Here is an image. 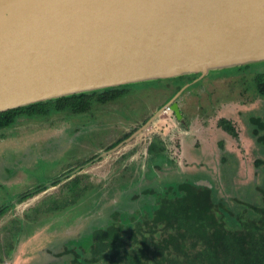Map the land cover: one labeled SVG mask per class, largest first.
<instances>
[{
    "label": "rangeland",
    "instance_id": "374dc122",
    "mask_svg": "<svg viewBox=\"0 0 264 264\" xmlns=\"http://www.w3.org/2000/svg\"><path fill=\"white\" fill-rule=\"evenodd\" d=\"M242 75L235 69L222 70V74L208 79L182 97L181 105L189 108H185L189 118L187 129L175 126L176 121L170 113L159 117L165 137L170 135L172 140L175 139L168 153L172 151L177 160L165 172H157L159 179L154 182L151 179L141 180V171L132 167L129 159L125 161L124 155L136 143L128 145L109 158L86 165L80 172L90 176L88 184L98 188L96 193L63 211L40 214L34 223L27 222L23 218L24 213L59 188V185L53 186L57 183L54 181L48 187L37 190V180L41 177L47 179L55 168L52 163L59 164L54 172L63 174V166L76 158H91L95 152L91 144L93 138L99 149H105L147 119L157 104L165 102V97L155 94L156 99L148 102L143 98L139 100L145 102L143 106L125 100L102 107L93 116L78 117L66 113L44 121L20 119L13 127L0 131V208H11L0 219V232L14 218L24 221L23 230L13 242L12 254L4 256L1 264H55L58 261L56 256L64 247H79L94 229L110 222L114 210L132 206L134 191L146 186L159 192L172 183L208 180L215 193L223 197L224 194H233L240 187L251 188L259 183L262 178L254 162L255 156L262 154V149L252 136L250 119L253 116L264 119V99L258 97L252 88H232L235 85L231 81L223 97L218 93L212 94L220 87L217 82L224 86L229 80L227 78L234 76L236 80ZM208 88L211 94L204 96ZM194 92L198 99L193 103L196 99ZM138 109L141 112L136 118L126 117L134 116ZM221 119L234 124L238 138L218 130ZM151 131L155 130L151 128ZM181 144L191 151L184 154ZM62 160L65 162L60 166ZM25 197L31 198L21 202ZM138 202L135 203L138 205ZM5 236L2 231L0 242Z\"/></svg>",
    "mask_w": 264,
    "mask_h": 264
},
{
    "label": "water",
    "instance_id": "95a60500",
    "mask_svg": "<svg viewBox=\"0 0 264 264\" xmlns=\"http://www.w3.org/2000/svg\"><path fill=\"white\" fill-rule=\"evenodd\" d=\"M260 64L264 0H0V113Z\"/></svg>",
    "mask_w": 264,
    "mask_h": 264
},
{
    "label": "trees",
    "instance_id": "16d2710c",
    "mask_svg": "<svg viewBox=\"0 0 264 264\" xmlns=\"http://www.w3.org/2000/svg\"><path fill=\"white\" fill-rule=\"evenodd\" d=\"M238 71L246 72L240 80L253 85L264 99V64L239 67ZM125 90V86L113 87L9 110L0 113V131L13 127L20 119L44 121L66 113L86 114L96 105L123 98ZM250 122L252 136L264 151V119L253 116ZM220 124L238 138L230 121L223 119ZM262 150L254 162L262 179L251 188L240 187L220 197L213 186H199L196 181L172 183L159 192L146 186L142 199L138 190L134 191L132 199L139 200L138 205L131 201V211L127 213L114 210L110 222L85 237L79 247H64L55 264H264ZM87 178L80 175L60 185L57 192L29 208L23 218L34 223L40 214L60 212L74 205L94 189L86 183ZM8 210L7 206L0 208V219ZM23 222L14 218L3 227L6 236L0 242V264L4 256L12 254Z\"/></svg>",
    "mask_w": 264,
    "mask_h": 264
},
{
    "label": "flooded vegetation",
    "instance_id": "af4514ba",
    "mask_svg": "<svg viewBox=\"0 0 264 264\" xmlns=\"http://www.w3.org/2000/svg\"><path fill=\"white\" fill-rule=\"evenodd\" d=\"M236 71H238V68H234ZM240 72V71H238ZM246 72H241V75ZM222 74V70L217 71L215 73H210L205 77H201V75L196 74V75H188L192 76L190 80H176L178 78L182 77H187V76H181L173 79H167V80H159V81H154V82H144V83H139V84H133V85H124L126 87V94L124 95L123 98L114 101L112 103H108L105 105H96L93 110L89 113L86 114H79L75 116H93L100 108L106 107V106H111V105H116L118 103H121L123 101L130 100L131 102H136V106H139V103H141V106L145 104V102L139 101L144 98L146 102H148L150 99H156L154 97L155 94H163L165 97V102L162 104H157L156 108L154 111L148 116L147 119L141 121L138 123V126L132 127V131L124 134L122 137L118 138L117 140L113 141L108 147L105 149H99L98 143L96 144V139L93 138L91 144L94 145L95 152L94 155L91 158H87V160H78L77 158L75 159L73 157V161L69 163V165H64V173L63 174H58L57 172H54L58 167L59 164L52 163V165H55V168L49 173L47 179L44 178H39L37 180V190L43 187H48L50 183H54L53 186H60L66 182H69L73 179H75L77 176L84 175L87 176L86 183H88V180L90 176L86 173H80L83 171L86 165L88 164H93L96 161H101L102 159L109 158L112 154L119 152L121 149H124L126 146L131 145L136 143L128 152L125 154V161L129 159V162L132 161V167L135 169L138 168L141 171V180H146L151 179L152 182L158 178L157 172H165L167 168L170 166L174 165L177 163V160L173 156V152L168 153L171 147V143L175 141V139H171L170 135L165 137V133L162 132L161 129V122L158 121L159 117L162 116L163 114H171L172 117H174L176 123L175 126L179 125L182 128L187 129L188 126V116L185 112L186 109L181 105L180 99L184 97L188 92H193L195 89L199 87V85L204 84L205 81L210 80L211 78H215L217 75ZM239 75V74H238ZM239 77V76H238ZM242 76H240L241 78ZM235 78L234 76L231 78H227L229 80L224 86L223 84H220L221 82H217V85L220 86L216 90L212 91V94H217L218 96L223 97L228 91V86L229 84H233L235 86H231L232 88L236 86H240L239 88L241 89L242 87H249L254 89L255 93L259 97V94L257 90L251 85L250 83H243L240 78H237L236 80L233 79ZM174 80V81H173ZM173 81V82H170ZM224 81V82H226ZM231 81V83H230ZM120 87V86H119ZM179 87V88H178ZM183 90V91H182ZM182 91V93H180ZM245 92V91H244ZM211 91L208 88L204 96H210ZM193 95L196 97L195 92ZM192 96V95H191ZM202 96V97H204ZM198 98L196 97L195 100L192 102L194 103ZM193 103H190L193 104ZM177 105L180 112H181V118H178L176 113L173 111V106ZM189 105V107H190ZM189 109V108H188ZM187 109V110H188ZM141 112V109H138L137 112L135 113L134 116L128 117L130 118H136L139 113ZM72 114V113H70ZM74 115V114H72ZM218 122V130L223 134L224 132H227L223 126L220 124L221 121ZM229 121V120H228ZM231 122V121H230ZM232 123V122H231ZM233 124V123H232ZM234 125V124H233ZM151 128H153L155 131H151ZM228 133V132H227ZM228 135L232 136L231 134L228 133ZM100 146H103L101 144ZM186 147V148H185ZM97 148V149H96ZM104 148V147H101ZM181 148L184 150V154L186 152H189L191 150L188 149L187 146H183L181 144ZM189 150V151H188ZM196 150V149H195ZM80 158V156H79ZM63 161V162H62ZM60 166H62L65 162V160H62ZM123 162V160H122ZM128 162V163H129ZM51 163V162H49ZM135 163V164H133ZM128 166L126 165L125 168ZM150 182V184L152 183ZM91 185V184H89ZM92 186L93 191H87L86 197H90L92 194L96 193L98 191V188L96 186ZM46 190V189H45ZM44 191V190H43ZM41 191V192H43ZM138 191H141L139 189ZM139 192V193H141ZM142 194V193H141ZM23 197V196H22ZM142 198V196H139V199ZM81 199H86V198H81ZM22 200V199H21ZM80 199L78 200V202ZM137 200H135L136 202ZM13 202V201H12ZM131 204V203H130ZM11 208L9 207V210ZM131 206L126 208H121L119 211L123 212H129L131 211ZM106 225V224H105ZM103 227V226H102ZM100 228V227H98ZM97 229V228H96ZM95 230V229H94ZM93 233V232H92ZM91 233V234H92ZM90 234V235H91ZM88 235V236H90Z\"/></svg>",
    "mask_w": 264,
    "mask_h": 264
}]
</instances>
